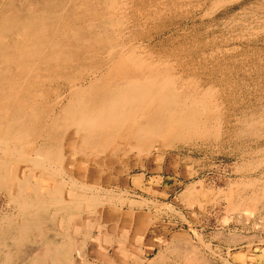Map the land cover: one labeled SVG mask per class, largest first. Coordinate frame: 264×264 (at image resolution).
<instances>
[{
    "label": "rangeland",
    "instance_id": "374dc122",
    "mask_svg": "<svg viewBox=\"0 0 264 264\" xmlns=\"http://www.w3.org/2000/svg\"><path fill=\"white\" fill-rule=\"evenodd\" d=\"M0 1L11 7L29 2L36 6L40 0ZM43 1L68 5V0ZM146 1L161 8L171 3ZM185 1L172 14L140 26L135 41L153 61L170 65L175 75L191 77L199 89L211 87L213 103L218 100L221 137L172 148L155 146L148 153L134 149L114 163L106 156L101 162L94 157L71 161L66 151L59 163L64 174L58 178L33 167L30 186L37 188L40 182L55 188L46 195V207L12 202L15 192L0 190V212L16 215L15 225L28 237L26 248L38 247L29 246V262L21 264H51L44 243L55 247L67 264H264V203L241 199L264 192V135L227 137L239 115H260L264 109V0ZM84 2L98 9L95 0H72L70 6ZM145 11L150 14L153 8ZM20 169L18 180L30 176L31 170ZM38 175H45L47 183ZM71 180L84 186H73ZM233 182H238L236 188ZM13 224L7 219L0 225V264L18 263L11 240L18 228Z\"/></svg>",
    "mask_w": 264,
    "mask_h": 264
},
{
    "label": "bare ground",
    "instance_id": "6f19581e",
    "mask_svg": "<svg viewBox=\"0 0 264 264\" xmlns=\"http://www.w3.org/2000/svg\"><path fill=\"white\" fill-rule=\"evenodd\" d=\"M71 1L66 7L48 6L43 0L36 6L29 2L8 7L0 1V190L15 192L12 202L46 207V195L55 188L40 182L32 187L29 179L35 176V167L62 177L59 163L66 151L71 161L94 157L101 162L106 156L114 163L134 149L145 153L155 146L172 148L218 139L222 134L220 113L215 110L218 100L213 103L211 87L199 89L191 77L175 75L170 65L153 61L135 41L142 32L140 26L172 14V9L187 5L185 0H171L166 8L146 0H141V6L137 0H95L98 9L87 2L70 6ZM152 8V13H145ZM49 11L54 16L46 14ZM261 110L260 115L256 110L249 116L247 112L239 115L227 137H263ZM22 166L31 170L30 176L18 180ZM71 181L73 186H84ZM31 195L38 199L33 201ZM243 197V203H264V192ZM16 218L12 211L0 212V225L11 219L18 228L11 236L15 257L20 264L28 263L31 245L26 248L28 237L15 225ZM44 244L52 256L51 264H67L55 247ZM32 248L38 249L37 245Z\"/></svg>",
    "mask_w": 264,
    "mask_h": 264
}]
</instances>
